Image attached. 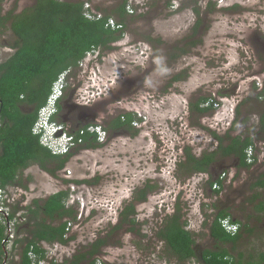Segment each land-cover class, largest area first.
<instances>
[{"label": "rangeland", "instance_id": "obj_1", "mask_svg": "<svg viewBox=\"0 0 264 264\" xmlns=\"http://www.w3.org/2000/svg\"><path fill=\"white\" fill-rule=\"evenodd\" d=\"M82 1L103 15L122 2ZM139 1L142 0L133 1L135 11L128 13L123 38L108 50L90 52L82 61L93 71L88 74L95 80L93 89L111 88L115 77L122 82L125 75L133 72L147 76L144 88L127 98L120 97L115 112L136 113L134 129L128 134L106 132L102 147L82 149L68 161L64 169L72 173L68 180L99 178L97 184L66 185L61 181L65 173L54 178L32 165L29 169H34L35 175L24 171L20 175L23 185H17L12 196L17 197L26 216V208L35 199L69 190L67 204L76 210L75 220L52 223L72 221L74 231L69 245L75 244L76 254L90 251L98 239H105L107 245L95 257L101 256L106 264H176L157 232L177 205L186 229L195 235L197 253L223 247L231 258L243 264L257 261L264 253V211L257 208L264 203V187L259 185L264 182V134L259 129L264 109V62L258 53H251L246 38L257 31L264 35V0H145V5ZM35 3L36 0H5L0 13L18 14ZM112 18L117 22L116 16ZM198 20L201 24L197 27ZM14 39L7 25L0 35V64L14 53L7 46ZM181 45L185 52L180 51ZM95 71L98 76L101 71V82L93 75ZM177 74L184 77L171 83ZM88 87L86 82L82 89ZM201 97L220 105L204 115L191 111V104ZM237 109L240 113L232 136L253 138L255 162L244 169L236 159L219 161L211 170L212 181L224 172L226 177L220 194H215L209 185V174L189 176L177 168L178 163L188 148L197 157L216 150L219 141L213 133L224 137L236 120ZM147 183L155 189L145 202L136 204L132 217L136 225L116 228L122 211ZM219 210H227L244 229L236 245H215L208 235L207 224ZM20 229L15 227L10 253L20 252L17 239L23 241L22 246L26 244L28 233ZM186 264L200 263L193 259Z\"/></svg>", "mask_w": 264, "mask_h": 264}, {"label": "trees", "instance_id": "obj_2", "mask_svg": "<svg viewBox=\"0 0 264 264\" xmlns=\"http://www.w3.org/2000/svg\"><path fill=\"white\" fill-rule=\"evenodd\" d=\"M4 1L0 0V7ZM127 4L128 0H122L118 6L111 10L110 14L104 13L99 20H89L85 17V2L82 0H36L33 7L27 8L21 13H0V35L4 34L7 25L10 26L15 38L12 47L16 50L10 58L0 64L1 187L23 185L19 177L32 165H38L44 172L55 178L57 177L56 172L66 167L72 154L69 153L65 157L53 155L40 144L39 137L33 134V126L38 119L39 110L46 105L54 83L63 72L71 66L79 65L90 52L97 49L108 50L112 44L123 38L126 21L129 17L126 9ZM195 11L199 15L198 10L195 9ZM113 16L117 17V24L121 26L119 29L107 27L109 19ZM200 24L201 21L198 20L197 27ZM209 100L207 97L199 98L197 102L191 104V111L200 115L212 111L214 109L212 104L208 107L204 106ZM21 107H34L35 110L29 113L23 111ZM239 113L240 111L237 109L236 120L224 137L213 133L219 141L216 150L197 157L188 148L177 168L180 171H185L189 176L209 174L211 187L214 184L212 181L214 175L211 174V170L219 161L229 158L236 159L240 168L249 169L252 165L246 161V149L255 147L253 138L232 136ZM137 120L138 117L135 113L129 112L125 116L120 115L116 125L111 129L116 130L123 125H126L125 128L128 130L134 129L133 125ZM259 129L264 134V109L260 116ZM97 137L96 133L86 131L81 135L78 131L76 141L81 138L85 142L84 149H96L102 145L98 142ZM52 162L55 163L53 168L49 167ZM98 181L99 178L63 180V183L93 186ZM217 182L222 185V181L219 179ZM259 185L264 187V182L261 181ZM154 189V186L147 183L137 192L133 202H130L120 214V224L116 228H120L122 225H132V227L136 225L132 218L136 214V204L145 202L147 196ZM214 193L220 194V190H214ZM69 196L70 191L63 190L51 195L46 200H34L32 205L26 208L27 214L24 217L28 221L27 225L23 228L18 226V229L21 228L20 230L28 233L20 264L32 263L28 256L31 246L34 247L36 253H40L44 257L46 252L42 248V242L57 241L65 244L69 241L64 239L67 221L58 226L51 224L55 220L66 218L75 220L76 210L66 206ZM257 208L264 211V203L260 202ZM30 214L34 216V219L40 214V221L34 220L33 224ZM227 217L231 218L227 210H219L213 220L207 224L208 231L211 239L217 244L236 245L241 239V234L231 236L223 230L220 224V221ZM182 218L181 209L177 205L174 214L166 219L162 228L157 232V237L165 243L176 264H186L197 259L198 256L194 249L195 235L186 229L187 223ZM246 231L251 233V230L247 228ZM6 238V227L0 220V264H3L5 260L3 242ZM16 242L22 243L23 241L17 239ZM106 245L105 239H98L90 246V251L75 256L71 261H65L63 264H81L87 257L91 259L87 264H96L94 256ZM202 259L204 264H236L234 260L243 264L241 260L231 258L229 251L223 247L214 251H205ZM246 264H264V253L260 254L257 261Z\"/></svg>", "mask_w": 264, "mask_h": 264}, {"label": "flooded vegetation", "instance_id": "obj_3", "mask_svg": "<svg viewBox=\"0 0 264 264\" xmlns=\"http://www.w3.org/2000/svg\"><path fill=\"white\" fill-rule=\"evenodd\" d=\"M145 38H146L145 41L151 44L150 39H148L147 37ZM13 42L7 44V46L10 47V52L15 53L16 50L12 47ZM246 42L251 49V53H258L259 60H262V62H264V35L262 34L260 35L258 31L253 32L252 35L247 36ZM192 45L195 46L196 42H193ZM180 51L185 52L182 45ZM63 73L66 74L64 79L65 84L61 96L56 103L57 113L55 115L56 123L62 126L61 135L66 132L67 134H71V136L76 137L78 131L83 130L84 128L88 129L93 126H100L102 129H104L105 135L106 132H108L109 135H111V133L113 132L117 133L118 131H120L121 134L131 133L133 129L128 130L127 128H125L126 125H123L122 127H118L116 130L111 129V127L116 125L117 119L120 116V115H115L116 114L115 112L118 109V104L121 103L119 100L120 97H123V99L127 98L129 95L134 94L135 91L137 92L142 88H144L143 83L146 82L147 80L146 75L139 76L136 74V72H133V74L130 73L128 75H125L124 80L122 82H119L117 76L115 77V79L111 81V88L108 87V89H103L102 87H100L93 89L91 88V84H93L95 80L92 79V75L88 76V74L93 73V71L91 70L90 67H85L82 62L79 65L69 67V69ZM99 73L102 76L101 71H99ZM93 75L96 76L100 80V82L102 81L100 75L98 76L96 71L94 72ZM183 77L184 76L182 74H177L172 78L171 83L178 82ZM86 82L89 85V87L83 90L82 87L85 86ZM86 92H88V94ZM25 108L21 107L23 111L29 113H32L35 110L34 107L26 108V109ZM127 113L129 112H124L123 116H125ZM105 142H106V136H104L103 142L100 143L102 144L100 147H102ZM84 145L85 142L83 140L81 143H77L72 148L71 151L72 156L70 157V159L79 151L84 149L83 148ZM62 157H65V155ZM54 166L55 163L53 162L49 164V167L51 168H53ZM64 169L56 172L57 175L56 178H58V173H62V174L65 173L64 178L61 179L62 182L63 180H68L70 178L67 176V172L64 171ZM232 220L235 221L234 219ZM239 233L241 234V238H242L244 229L241 228V226L239 229ZM208 235L210 237L209 232ZM212 241L215 243V245L217 244V242L214 241L213 239ZM215 250H218V248H215ZM205 251L207 250H201V251L198 250L199 253L198 254L196 250V253L198 255L197 259L199 260L200 264H204L202 256ZM234 263L239 264V262L235 260Z\"/></svg>", "mask_w": 264, "mask_h": 264}, {"label": "built area", "instance_id": "obj_4", "mask_svg": "<svg viewBox=\"0 0 264 264\" xmlns=\"http://www.w3.org/2000/svg\"><path fill=\"white\" fill-rule=\"evenodd\" d=\"M133 1L136 0H129L128 4H127V12L129 14H133L135 9H134V5H133ZM142 0L141 2H137L140 5H145V2L143 3ZM84 15L87 19L89 20H99L103 17V14L97 10H95L92 5L88 2H85V6H84ZM111 27L113 29H119L121 26H119L117 24V22L111 18L109 19L108 23H107V27ZM65 73L61 74L58 78V80L54 83V86L52 88V92L47 100V103L45 106H43L40 110H39V116L38 119L34 125V129L39 131L41 130V128L43 126L47 125V120H48V115H50L51 113H54L56 111V103L58 101V99L61 96V93L64 89V84H65ZM262 96H264V93L262 94ZM213 105V108L218 107L220 105V102L218 101H214L212 99H210L204 106L208 107L210 105ZM88 131L90 133H96L98 135L97 140L98 142L102 143L104 140V130L100 127V126H93L88 128L87 130H80V134L83 135L85 134V132ZM63 137L65 139V141L71 140V136H65V134H63ZM78 143L82 142V139L80 138L78 141ZM43 144L45 146L48 147V150L53 154V155H57V156H64L66 155V153L69 151V147L66 145H62V146H58L57 142H50L49 138H45L43 140ZM61 145V144H59ZM255 156H256V150L255 147H249L246 149V161L248 164H254L255 162ZM71 171L67 172V176L70 177L71 175ZM226 177V173L224 172L221 175H218L217 180L219 179L220 181H222V183L224 182ZM217 180L214 182L213 184V189L214 190H220L221 185L217 182ZM18 189V186H6V187H1L0 185V220L2 222L3 225H5L6 227V235L7 238L4 240L3 245H5L7 251H8V256H9V249L11 250L12 245H14V240H15V227H18L19 225L23 224L24 222H26V218L23 215L22 210L19 208H21V206H19L16 202V196H12L13 194V190ZM74 189V187H72ZM68 201V200H67ZM66 206L67 207H71L70 205L67 204L66 202ZM17 207V210H15V208ZM13 215V217L11 218V216ZM21 222V223H20ZM67 228H66V233L64 235V239L69 240L70 239V235L71 233L74 231V229L71 231V227H72V221H67ZM220 224L223 228V230L231 235V236H236L239 233V229L240 226L238 223H236L235 221H233L230 217L224 218L220 221ZM76 229V228H75ZM4 249V248H3ZM56 251V249H55ZM5 252V250H4ZM46 252V251H45ZM61 254H56L53 252V250H51L49 253H45L44 257H42V254H38L34 251V247L31 246L28 256L31 259L32 263L31 264H54L56 262L61 261ZM7 258V261L5 264H9L8 263V257H6L5 255V259ZM5 261V260H4ZM97 264H106L104 260H100L98 259ZM4 264V262H3Z\"/></svg>", "mask_w": 264, "mask_h": 264}, {"label": "crops", "instance_id": "obj_5", "mask_svg": "<svg viewBox=\"0 0 264 264\" xmlns=\"http://www.w3.org/2000/svg\"><path fill=\"white\" fill-rule=\"evenodd\" d=\"M29 168H31V166H30ZM29 168L27 169V171L25 170V174H28V175H35V173H33L34 169L31 170V169H29ZM30 173H32V174H30ZM45 173H46V172H45ZM46 174H48V173H46ZM28 175H27V176H28ZM48 176H51V175L48 174ZM52 177H53V176H52ZM20 178H21V176L19 177V180H20ZM22 180H23V179H22ZM8 186H17V185H8ZM18 186H19V185H18ZM58 192H60V191H58ZM58 192H56V193H58ZM56 193L50 194V195L44 197V199H41V200H46L48 197H50L51 195H54V194H56ZM35 200H39V199H35ZM31 217H32V223H33V224H34V220H36V221H40V219H41V215H40V214L37 216L36 219H34V216H32V214H30V218H31ZM55 221H56V220H55ZM55 221H53V222H55ZM57 221H59V220H57ZM48 223H51V222L48 221ZM51 224H52V226H58V225H60L61 223L58 224V225L53 224V223H51ZM69 244H70V241L66 242L65 244H63V243H61V242H57V241H55V242H53V243H47V242H42V243H41L42 248H43L47 253H49L51 250H53L54 253H56V254H58V255L61 254V255H60V257H61V261L56 262V263H54V264H63V263H65V261H71L75 256H78V255H80V254H85V253H86V252H84V253L76 254V253L74 252V250H73L75 244H72V245H69ZM18 248H19V247H18ZM18 248H17V249H18ZM24 248H25V244L22 246V243H21V244H20V252H19V253H15L16 251H14L13 253H9V256H8V263H9V264H12V263H13V262H12V255L14 256V254H15V256H14L15 264H20L21 256H22V253H23V251H24ZM55 249H56V251H55ZM94 258H95V261H96V262H97L98 259L103 260L101 256H100L99 258H96V257L94 256ZM94 258H93V259H94ZM90 260H91V259L87 257V259L84 260L83 262H84L85 264H87ZM105 263H106V262H105ZM96 264H97V263H96Z\"/></svg>", "mask_w": 264, "mask_h": 264}, {"label": "clouds", "instance_id": "obj_6", "mask_svg": "<svg viewBox=\"0 0 264 264\" xmlns=\"http://www.w3.org/2000/svg\"><path fill=\"white\" fill-rule=\"evenodd\" d=\"M57 111H55L54 113H51L50 115H48V120H47V125L46 126H43L41 128V130L37 131L34 129V126H33V129H32V132L34 135H36L37 137H39V142L40 144L47 148V146H45L43 144V140L47 137L49 138V141L50 142H57V144H61L58 146H62V145H66L69 147V151L66 153L69 154L71 153L72 151V148L78 143L76 141V137H73L71 136V134H67L66 132L64 133L65 136H71V140H68V141H65L66 137L64 138L63 137V134L61 135V132H62V126L58 125L55 121V115H56ZM39 116V114H38ZM36 123V122H35ZM35 125V124H34ZM252 165V164H251Z\"/></svg>", "mask_w": 264, "mask_h": 264}, {"label": "water", "instance_id": "obj_7", "mask_svg": "<svg viewBox=\"0 0 264 264\" xmlns=\"http://www.w3.org/2000/svg\"><path fill=\"white\" fill-rule=\"evenodd\" d=\"M3 248H4V250H5V255H6V257H8V251H7L6 247H5V245H3ZM194 249H195V251H196V246H194ZM6 261H7V258L5 259L4 264L6 263Z\"/></svg>", "mask_w": 264, "mask_h": 264}]
</instances>
